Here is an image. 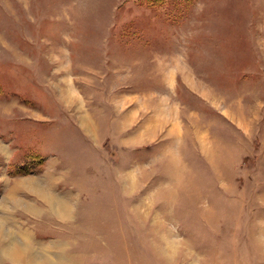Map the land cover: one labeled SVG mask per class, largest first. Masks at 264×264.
Wrapping results in <instances>:
<instances>
[{
    "label": "rangeland",
    "instance_id": "1",
    "mask_svg": "<svg viewBox=\"0 0 264 264\" xmlns=\"http://www.w3.org/2000/svg\"><path fill=\"white\" fill-rule=\"evenodd\" d=\"M0 264H264V0H0Z\"/></svg>",
    "mask_w": 264,
    "mask_h": 264
},
{
    "label": "bare ground",
    "instance_id": "2",
    "mask_svg": "<svg viewBox=\"0 0 264 264\" xmlns=\"http://www.w3.org/2000/svg\"><path fill=\"white\" fill-rule=\"evenodd\" d=\"M35 192V191H34ZM42 193V192H41ZM48 199V198H47ZM61 199V198H60ZM46 201V200H45Z\"/></svg>",
    "mask_w": 264,
    "mask_h": 264
}]
</instances>
